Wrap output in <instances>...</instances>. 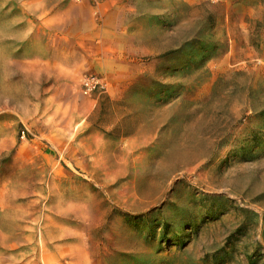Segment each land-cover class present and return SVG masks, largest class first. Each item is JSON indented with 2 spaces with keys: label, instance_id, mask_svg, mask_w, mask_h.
Returning <instances> with one entry per match:
<instances>
[{
  "label": "rangeland",
  "instance_id": "1",
  "mask_svg": "<svg viewBox=\"0 0 264 264\" xmlns=\"http://www.w3.org/2000/svg\"><path fill=\"white\" fill-rule=\"evenodd\" d=\"M0 264H264V0H0Z\"/></svg>",
  "mask_w": 264,
  "mask_h": 264
}]
</instances>
